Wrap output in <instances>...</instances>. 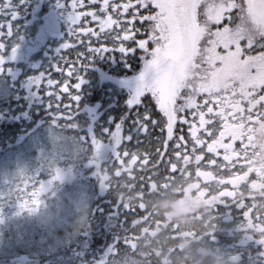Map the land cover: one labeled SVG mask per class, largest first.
I'll list each match as a JSON object with an SVG mask.
<instances>
[{
    "label": "trees",
    "instance_id": "1",
    "mask_svg": "<svg viewBox=\"0 0 264 264\" xmlns=\"http://www.w3.org/2000/svg\"><path fill=\"white\" fill-rule=\"evenodd\" d=\"M4 3L6 0H0V43L4 45L0 49V58L4 60L0 65L3 69L0 72V188L14 199L13 196L20 195L23 190L20 184L26 178L35 181L38 175H33L39 170L47 180L60 169L72 168L78 178L64 185L58 183L49 196L41 200L40 208L32 204L27 210H21L40 211L52 199H56V225L59 226L52 230H44L41 226L40 234L43 236L36 247L33 242H24L27 246L18 248L14 254H5L1 245L0 264H135L132 260L135 255L133 249L143 245L147 239H152V234L157 231L168 238V245L189 240L197 242L198 247L226 251L236 264H264V256H259L261 249L256 248L255 244L256 241H264V197L259 191L260 181L255 173L257 163H263L264 160L256 157L257 137H253L250 144L253 151L246 159L253 163L255 171L248 182L240 183L242 194L234 200L224 197L229 189L227 181L233 176L243 177L242 169L237 167L239 173L235 176L229 170V165L223 169L207 166L206 161L212 155L210 153H205V160L201 163L194 159L187 163L182 159L176 161V138L181 134L185 136L189 154L193 143L188 126L180 122V116L192 119L189 112L179 114L173 141L167 142L166 151V130L161 132L159 128L149 125V133L141 134L139 142L135 137L131 142H122L120 151L127 149L130 153L128 157L114 156L111 154L114 141L108 132L114 135L115 128L120 126L122 135L126 136L131 130L132 121L136 119V113L144 114L145 109H148L152 119L163 118L151 95L145 96L140 105L132 108L128 104L129 94L125 89L101 78L102 72L116 77H130L137 73L143 64L140 59L142 50L137 49L135 54L129 55L127 62L130 68L120 63L119 53H114L118 62L99 59L87 73L80 111L76 114L75 102L69 98L70 94H75L74 90L70 87L69 93L60 92L65 80L70 85L75 80L55 71L56 65L65 71L68 67L61 61V56L71 62L76 60L77 53L86 52L85 45L79 44L76 36L69 35L68 12L72 11V0H25L24 3L12 0L9 8H4ZM63 3L66 8L59 7ZM101 4L102 0L98 5L91 4V7L98 16L104 18V14L99 11ZM86 10L80 7L76 9L77 12ZM13 12L18 15L16 20L12 19ZM145 14H149L148 10L141 9V15ZM234 16L235 21H238L239 13ZM148 24L145 22L141 25L137 20L136 27L143 33H138L137 39H147L148 32L145 29ZM73 27H92L99 31V22L84 16ZM79 38L85 42L89 39L83 35ZM92 40L96 46L95 38ZM66 42L76 46L63 49ZM104 43L106 46L112 45L111 40ZM125 43L129 47L135 46L134 42ZM150 43L149 49L153 47ZM13 47L17 49L15 58L11 55ZM40 75H49V78L57 81V87L51 89L53 87L44 85L37 89L35 86L40 97L36 94L31 98L25 86L29 80ZM50 90L53 91L52 97L47 95ZM56 96L60 97L59 101L55 99ZM204 98L203 95L198 96L197 101L202 102ZM49 102L51 108L48 107ZM57 104L61 106L59 111ZM66 104L71 105L67 110L63 108ZM244 106L247 107L246 104ZM69 116L72 119H68ZM73 122L78 128L67 126ZM214 135H218V132ZM92 137L100 140L104 145L103 150H98L91 143ZM205 139L211 141L210 137ZM236 147L238 150L242 148L241 140L236 141ZM158 148L164 153L162 160L159 159ZM200 151L203 150L198 148L197 154ZM219 151L221 157L217 159L222 162L223 149ZM132 154L138 157L136 164L131 163ZM245 154L239 153L235 161H243L242 156ZM145 156L149 160L147 165L142 164ZM158 160L154 165L153 162ZM169 160L177 162L174 171L167 164ZM10 165L26 170L13 181L3 176L16 175L7 172ZM45 170L46 174L43 173ZM75 184L78 189L86 191L87 199L84 201L88 204L87 224L81 229L80 235L74 234L76 215L67 217V207L59 200V197L67 199L69 187L70 194H75L80 202L83 201L82 192L75 191ZM191 184H200L202 192L218 198V201L209 206H199L198 212L190 214L187 227L166 226L164 217L149 214L152 203L179 198ZM101 186H106V189L103 190ZM191 193L196 194L195 191ZM145 204L149 206L145 208ZM13 212L6 211L0 218Z\"/></svg>",
    "mask_w": 264,
    "mask_h": 264
},
{
    "label": "snow or ice",
    "instance_id": "2",
    "mask_svg": "<svg viewBox=\"0 0 264 264\" xmlns=\"http://www.w3.org/2000/svg\"><path fill=\"white\" fill-rule=\"evenodd\" d=\"M24 2L25 0H21V3ZM90 2L96 4L100 0ZM83 5L84 0H72V11L67 12L69 35L76 36L78 43L85 45L86 52L77 53L76 60L71 62L61 56V61L68 67L65 71L56 65L55 71L67 78H74L75 83L70 85L65 80L60 92L69 93L70 87L74 90L75 94H70L69 98L75 102L78 114L82 89L93 65L102 58L118 62L114 53H119L120 63H125L130 68L128 57L139 49L143 53L140 59L144 63V70L139 77L136 98L129 102L130 106L133 108L140 105L141 98L150 94L163 117L160 120L152 119L148 109H145L144 114L136 113V119L132 121L131 130L126 136L122 135L123 129L120 126L115 128L114 135L108 132L114 141L111 154L118 158L128 157L130 153L127 149L120 151L122 142H131L134 137L139 142L141 134L149 133V125L159 128L161 132L166 130V151L167 142L173 141L178 114L185 112H189L192 119L180 116V122L188 126L193 143L189 154L185 136L181 134L176 138L174 155L177 162L182 159L187 163L194 159L201 163L205 160V153H210L212 155L206 165L223 169L232 163L234 156L249 147L253 137L264 140V51L259 55L241 58L244 55L241 41L246 42L247 49H264V0H246V7L237 4L235 0H102L99 11L104 14V18L95 11L77 12L76 9ZM11 6L12 0H6L3 5L4 8ZM59 7L66 8L64 3ZM234 8L241 10L239 24L235 27L225 25L222 30L217 29L215 32L209 29L210 22L219 25L225 19L231 21L232 17L226 14ZM141 9H147L149 14L141 15ZM152 9L156 11L153 13ZM201 15L205 18L203 22L199 19ZM84 16L98 21L99 31L92 27H73ZM17 18V13L13 12L12 19ZM137 20L141 25L149 22L145 29L148 32L147 39H137L138 33L143 34L136 27ZM81 35L89 38L87 42L79 38ZM205 36L206 46L201 47ZM93 37L96 46L93 44ZM106 40H111L112 45L106 46ZM125 42H134L135 46L129 47ZM149 42L153 45L151 49ZM75 46L66 42L63 49ZM220 46L228 50L225 55L216 52V48ZM233 46L234 51L231 50ZM3 47L0 43V49ZM16 51L13 47L12 58H15ZM3 63L4 60L0 58V65ZM2 71L0 68V72ZM43 79L44 75L36 77L32 81L33 86L38 89ZM47 83L51 87L57 81L49 78ZM37 95L39 96L38 91ZM47 95L52 97L53 93L49 91ZM201 95L205 98L198 102L197 97ZM55 99L59 101L60 97L56 96ZM48 107H52L51 102ZM60 107L57 104L58 111ZM70 107L71 105H63L65 110ZM68 119L72 117L69 116ZM67 126L78 128L75 122ZM201 132L204 133L203 136L200 135ZM216 132L218 135H214ZM205 137H210L211 141ZM226 138H231L229 143L224 142ZM237 140H241L243 145L239 151L233 147ZM91 143L98 150L104 148L96 137L91 138ZM198 148L203 150L199 154ZM220 149H223L222 162L217 159L221 157ZM157 152L162 160L164 153L159 148ZM137 159V155L132 154L131 163L136 164ZM158 162L159 160L154 161L153 164ZM177 162L169 160L167 164L174 171ZM148 163L145 156L142 164Z\"/></svg>",
    "mask_w": 264,
    "mask_h": 264
},
{
    "label": "rangeland",
    "instance_id": "3",
    "mask_svg": "<svg viewBox=\"0 0 264 264\" xmlns=\"http://www.w3.org/2000/svg\"><path fill=\"white\" fill-rule=\"evenodd\" d=\"M235 2L239 5H242L243 7H246V0H235ZM90 0H87L86 3H84L83 7H80V9H88V11H95L93 7H91ZM98 5V3H96ZM156 11V10H155ZM202 11V10H201ZM235 13H239L241 15L240 8H234L230 13H227L226 15H230L232 17L231 21L225 19L221 22V24L217 25L214 23H209L208 27L211 31L215 32L217 29H221L227 25L229 27H235L237 24L240 23V16L238 21H235L234 16ZM97 14V12H96ZM233 14V15H232ZM201 22L205 19L202 15L199 17ZM207 40V36H205L204 40L201 41V47H205V41ZM151 44V43H150ZM245 41H241V46L244 48V55L241 57L242 59L246 58L248 55H259L260 52L264 51L263 49L255 50L253 49H247L245 48ZM153 46V45H152ZM232 51L235 50L234 46L231 49ZM228 50L224 49L223 46L217 47L216 52L225 55ZM207 66V65H205ZM217 66H219V62L217 61ZM144 70V63L142 64L140 70L133 74L130 77H116L112 75H108L104 72L101 73V78L103 80H109L111 82L116 83L120 88L125 89L128 94V104L130 105V101L134 100L136 98L137 94V88H138V82L139 77L142 74ZM255 72V69L252 70ZM16 76L18 73L15 74ZM42 76V75H40ZM49 79V75H44V79L40 82L39 88H43V86H49L47 83V80ZM34 79H31L28 81V84L25 86L26 89L29 92V96L32 98L36 96V90L35 85L33 86L32 81ZM51 89H54L57 87V83L53 84ZM52 93L53 91L50 90ZM49 92V91H48ZM150 95L146 94L145 96ZM144 96V97H145ZM142 97L141 100L144 98ZM158 106V105H157ZM132 107V106H131ZM159 108V107H158ZM179 116V114H178ZM50 140V139H48ZM262 140L258 138L256 141V144L262 147L263 154L260 156L262 157V160H264V143L261 142ZM7 172H12L13 174L16 173L14 176H10L8 174H3L5 177H10L14 180L18 179V176L23 174L26 168H19L15 166H8ZM252 170V169H250ZM62 171L64 170H58L56 175L53 177L50 176L49 179H45V177L42 175L41 170L36 171L33 176L38 177L35 179V181H32L31 179L26 178L23 184H20V187L23 188L20 195L15 194L13 197H10L9 194H6L4 192L3 188H0V215L4 214L6 211H14L13 213H9L7 216L5 215L3 218H0V246L4 250L5 254H14L18 248L27 246L26 244H23L24 242H33L35 247L37 246V243L40 241V238L43 236L40 234L41 224L39 222V219L36 217H32V213L38 212V211H24L21 212V210H27L30 208V205H35L37 207L41 206V200L44 201L45 196H49V194L52 192L53 188L57 187L59 184L64 185L67 183V181H74L78 178V175H76V171L72 168L65 170L67 179L64 182L63 177L61 175ZM255 171V170H252ZM48 172V171H47ZM43 173L46 174V170L43 171ZM252 174V173H251ZM250 178V175L248 176ZM78 181V180H77ZM81 182V181H80ZM59 183V184H58ZM83 183V182H81ZM78 184V183H77ZM80 184V183H79ZM263 184V183H261ZM17 187V186H16ZM15 187V188H16ZM103 190L106 189V186H101ZM75 191H78L80 189L77 188L76 184L74 186ZM202 187L200 184H191L190 187L186 189L187 193L191 196L196 198V202L199 206H209L216 201H218V198L216 197H209L206 192L201 191ZM74 191V190H73ZM82 192V200L84 201L86 196V191L80 190ZM195 191L196 194H192L191 192ZM67 193V199L64 197H59V200H62L65 203V206L67 207V217L75 216L76 212L73 207L74 204H77L80 202L78 197L75 194H70V189L68 187ZM80 197V196H79ZM56 199H52L49 204H51L52 211H56ZM44 204V203H43ZM40 208V207H39ZM16 211V212H15ZM61 225V224H60ZM59 226V225H55ZM45 230V228H43ZM53 229V228H52ZM52 229H46V230H52ZM7 245H11V247H5ZM12 248V249H11ZM11 249V250H7ZM23 259V258H21Z\"/></svg>",
    "mask_w": 264,
    "mask_h": 264
},
{
    "label": "clouds",
    "instance_id": "4",
    "mask_svg": "<svg viewBox=\"0 0 264 264\" xmlns=\"http://www.w3.org/2000/svg\"><path fill=\"white\" fill-rule=\"evenodd\" d=\"M261 142L264 143V140ZM61 175L65 182L67 179L65 170ZM87 206L86 201L73 205L76 212L75 235H80L81 229L87 224ZM148 206V204L144 205L145 208ZM192 212H198L196 198L185 192L179 198L152 203L149 214L155 213L157 216H162L166 226L172 225L173 228H177L182 225L187 227L188 218ZM31 215L38 218L45 229H52L57 223V212L52 211L51 204H46L40 211ZM167 240L168 238L162 232L157 231L152 234V239H147L143 245H138L133 249L135 255L132 256V260L135 264H236L224 250L216 251L198 247L197 242L189 240H181L175 245H168Z\"/></svg>",
    "mask_w": 264,
    "mask_h": 264
},
{
    "label": "flooded vegetation",
    "instance_id": "5",
    "mask_svg": "<svg viewBox=\"0 0 264 264\" xmlns=\"http://www.w3.org/2000/svg\"><path fill=\"white\" fill-rule=\"evenodd\" d=\"M215 107V106H214ZM231 138H226L225 139V143H229ZM258 140V138H257ZM243 146V145H242ZM234 149L239 151L236 147V142L233 145ZM256 149V157L258 158H262L260 155L263 154V149L262 147H260L259 145H256L255 147ZM253 150H251V146L249 145V147L243 151H240L239 153L241 154H245L242 156L243 161H235V159L237 158V156H234L232 159V163L229 164V170L233 171L235 174V176L239 173V171L236 170L237 167L240 168L243 177L239 176V178H234L231 177L230 180L227 181V185L229 186V189L226 190V193L224 195V197L230 199V200H234L237 198V196L242 194V190H241V184L240 183H246L248 182V180L250 179L248 176L251 175V173H254L253 168V163L247 161L246 159L248 158V154H251ZM264 162L262 163L259 162L257 163L258 165V169L255 171V173L258 175V180L260 181V185H259V191L262 193L263 197H264V169L262 168ZM252 169V170H250ZM263 183V184H261ZM255 191H258L257 189ZM256 248L261 249V252L259 254V256H264V241H256Z\"/></svg>",
    "mask_w": 264,
    "mask_h": 264
}]
</instances>
